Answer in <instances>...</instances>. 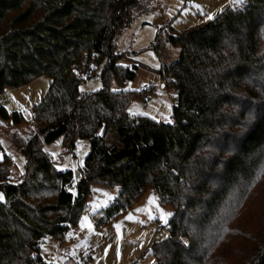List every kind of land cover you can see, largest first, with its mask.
<instances>
[{
    "label": "trees",
    "instance_id": "trees-1",
    "mask_svg": "<svg viewBox=\"0 0 264 264\" xmlns=\"http://www.w3.org/2000/svg\"><path fill=\"white\" fill-rule=\"evenodd\" d=\"M144 6L0 0V93L41 76L52 81L32 108L38 132L20 143L26 158L20 183L10 180L11 155L0 159V264H50L41 241L62 239L78 224L95 184L120 187L93 215L97 228L148 187L173 208L168 238L151 246L154 264H264V197L253 202L264 171V0L228 6L169 36L180 56L159 74L177 92L171 123L130 113L144 91L112 90L114 81L136 78L138 66L119 64L126 54L115 40ZM83 55L100 71V90H81L85 81L76 72ZM0 115L10 118L5 107ZM12 117L16 125L24 120L20 112ZM61 137L68 152L77 139L90 142L79 180L44 149Z\"/></svg>",
    "mask_w": 264,
    "mask_h": 264
},
{
    "label": "rangeland",
    "instance_id": "rangeland-1",
    "mask_svg": "<svg viewBox=\"0 0 264 264\" xmlns=\"http://www.w3.org/2000/svg\"><path fill=\"white\" fill-rule=\"evenodd\" d=\"M145 8L139 11L132 24L116 37L118 53L126 56L120 60L123 66H138L136 78L132 82L112 83L113 91H143L145 85L154 86L156 94L150 99L138 95L129 105L135 116H147L159 122L171 123L176 105V90L168 86L159 71L164 62L178 59L180 51L168 43L171 35H178L187 28L205 24L223 12L228 6L241 7L238 0H143ZM170 21L167 24V21ZM163 26L160 36L156 27ZM158 39L159 48L152 46ZM160 54L162 57H160ZM93 61L83 55L79 61L76 75L82 78ZM94 75L97 78L94 79ZM87 79L88 86L82 82L83 92L100 90L103 87L100 71ZM51 79L41 76L31 83L9 88L0 93V107H5L9 119L0 115V159L4 154L11 155L13 163L10 171L11 182L22 181L26 158L20 143L26 142L37 133L33 124L32 108L47 94ZM20 112L24 116L21 124H14L12 114ZM64 137L52 144L44 145L57 168L64 172L72 170L76 180L82 177L81 170L90 152L88 140L77 139L73 152L63 147ZM120 193V187H107L95 184L88 198L85 210L76 226H72L62 239L45 238L41 241V255L50 264H154L155 255L151 246L169 236L167 226L173 215L170 205L161 203L159 196L148 187L144 194L126 211L115 216L104 226L97 228L93 215L108 207ZM253 202L264 197V171L260 182L254 188ZM155 198V202H150ZM0 201L5 195L0 191ZM132 217L129 219V217ZM166 221V222H165ZM119 225V227H117Z\"/></svg>",
    "mask_w": 264,
    "mask_h": 264
},
{
    "label": "built area",
    "instance_id": "built-area-1",
    "mask_svg": "<svg viewBox=\"0 0 264 264\" xmlns=\"http://www.w3.org/2000/svg\"><path fill=\"white\" fill-rule=\"evenodd\" d=\"M167 24H169L170 23V21L168 20L167 22H166ZM163 32V26H157L156 27V34H157V36H159L161 33ZM93 64H90L89 66H88V68H87V70H86V72H85V74L83 75V79H84V84L86 85V86H88V81H87V79H89V78H91V77H93V75H94V71H93ZM143 91L145 92V97H144V99H150L151 97H152V95H154V94H156V89H155V87L154 86H151V85H145L144 86V88H143ZM175 120V118H174V116L172 115L171 116V121H174ZM185 244L186 245H189V242L188 241H185Z\"/></svg>",
    "mask_w": 264,
    "mask_h": 264
},
{
    "label": "snow or ice",
    "instance_id": "snow-or-ice-1",
    "mask_svg": "<svg viewBox=\"0 0 264 264\" xmlns=\"http://www.w3.org/2000/svg\"><path fill=\"white\" fill-rule=\"evenodd\" d=\"M238 2H242V0H238ZM150 202L154 203V202H155V198H152ZM131 218H132V217L130 216L129 219H131ZM165 222H166V221H165ZM117 227H119V225H117Z\"/></svg>",
    "mask_w": 264,
    "mask_h": 264
},
{
    "label": "water",
    "instance_id": "water-1",
    "mask_svg": "<svg viewBox=\"0 0 264 264\" xmlns=\"http://www.w3.org/2000/svg\"><path fill=\"white\" fill-rule=\"evenodd\" d=\"M96 78H97V75L94 76V79H96Z\"/></svg>",
    "mask_w": 264,
    "mask_h": 264
},
{
    "label": "crops",
    "instance_id": "crops-1",
    "mask_svg": "<svg viewBox=\"0 0 264 264\" xmlns=\"http://www.w3.org/2000/svg\"><path fill=\"white\" fill-rule=\"evenodd\" d=\"M160 35H161V34H160ZM160 35H159V36H160Z\"/></svg>",
    "mask_w": 264,
    "mask_h": 264
}]
</instances>
